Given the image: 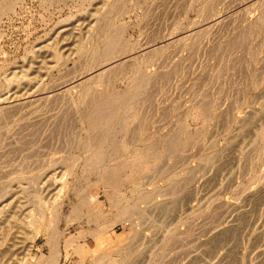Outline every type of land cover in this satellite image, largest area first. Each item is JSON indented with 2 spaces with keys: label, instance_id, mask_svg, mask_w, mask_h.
Wrapping results in <instances>:
<instances>
[{
  "label": "rangeland",
  "instance_id": "374dc122",
  "mask_svg": "<svg viewBox=\"0 0 264 264\" xmlns=\"http://www.w3.org/2000/svg\"><path fill=\"white\" fill-rule=\"evenodd\" d=\"M56 263L264 264V0H0V264Z\"/></svg>",
  "mask_w": 264,
  "mask_h": 264
},
{
  "label": "bare ground",
  "instance_id": "6f19581e",
  "mask_svg": "<svg viewBox=\"0 0 264 264\" xmlns=\"http://www.w3.org/2000/svg\"><path fill=\"white\" fill-rule=\"evenodd\" d=\"M129 214V210L128 209H124V210H122V212H121V215L122 216H126V215H128ZM62 234V233H61ZM58 235V234H57ZM60 236V235H59ZM62 237H63V235H62ZM60 238H61V236H60ZM57 250H59V248L57 249ZM57 261V260H56ZM57 264V263H56Z\"/></svg>",
  "mask_w": 264,
  "mask_h": 264
}]
</instances>
